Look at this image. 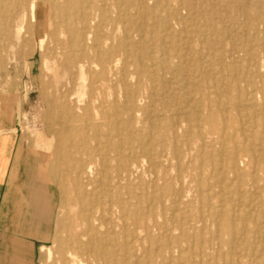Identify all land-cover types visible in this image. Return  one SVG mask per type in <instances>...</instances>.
<instances>
[{"label": "bare ground", "instance_id": "1", "mask_svg": "<svg viewBox=\"0 0 264 264\" xmlns=\"http://www.w3.org/2000/svg\"><path fill=\"white\" fill-rule=\"evenodd\" d=\"M36 1L0 0V53L46 37L59 264H264V0Z\"/></svg>", "mask_w": 264, "mask_h": 264}, {"label": "rangeland", "instance_id": "2", "mask_svg": "<svg viewBox=\"0 0 264 264\" xmlns=\"http://www.w3.org/2000/svg\"><path fill=\"white\" fill-rule=\"evenodd\" d=\"M35 4L39 18L45 13L46 5L40 0H37ZM20 28L22 38L15 39V43H9L10 45L6 44L5 51L0 53V114H3L0 117V135L10 133L16 136L15 145L9 155L10 160H14L17 146L21 147L22 156H26L27 153L39 165V171L37 170L38 173H41L39 179L48 183L54 191L56 205L54 207L53 233L44 248L40 250L36 248L35 263L59 264L60 243L68 237L67 234H70L73 214L67 182L64 181L63 184L58 182L59 177L64 175L66 178V168L62 164H56L59 152L58 137L61 131L56 109L58 102L50 91L52 89L48 79L52 74L48 71V63L41 59L46 37L43 47H38L37 44L31 42L30 45L21 44V41L28 36L25 33L27 30L25 23H21ZM40 34H36V36L38 37ZM234 75L238 80L244 76L241 73L227 76ZM10 112L13 118L10 117ZM5 114L9 116L5 117ZM6 125L11 128H3ZM7 173L8 170L4 174L6 176H4V182L7 179ZM191 173L193 174L194 171ZM36 174L34 173V178H36ZM186 187L185 189L188 190ZM36 245H40V243L36 242Z\"/></svg>", "mask_w": 264, "mask_h": 264}, {"label": "crops", "instance_id": "3", "mask_svg": "<svg viewBox=\"0 0 264 264\" xmlns=\"http://www.w3.org/2000/svg\"><path fill=\"white\" fill-rule=\"evenodd\" d=\"M15 140L13 134L0 135V264H36V248H44L53 233L56 201L50 185L39 179L34 158L22 156L17 146L10 160Z\"/></svg>", "mask_w": 264, "mask_h": 264}]
</instances>
